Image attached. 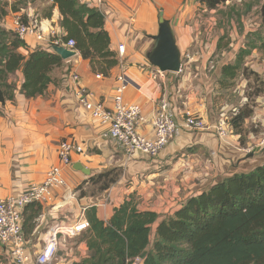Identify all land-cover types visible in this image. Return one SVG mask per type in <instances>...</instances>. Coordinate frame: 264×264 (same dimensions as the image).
Instances as JSON below:
<instances>
[{
	"label": "crops",
	"instance_id": "obj_1",
	"mask_svg": "<svg viewBox=\"0 0 264 264\" xmlns=\"http://www.w3.org/2000/svg\"><path fill=\"white\" fill-rule=\"evenodd\" d=\"M1 1L7 11L4 29L13 31L17 15L40 24L44 40L39 42L29 36L25 40L28 48L19 50L22 55L28 57L36 50L53 52L50 48L53 29L60 37L67 36L61 26L62 15L52 0ZM91 1L90 5L80 3L104 15L110 36L109 51L114 56L94 64L80 52L72 59H62L63 65L51 73L53 82L46 94L36 98L23 94L25 78L19 70L7 79L14 85V100L0 103V199L43 184L48 172L59 164L61 142L73 141L83 148V153L73 154L72 167L65 171L66 188L58 190L51 202L30 205L25 210L24 231L31 254L26 264H38L36 255L44 247L47 230L54 222L87 219V213L95 208L97 218L108 224L116 209L131 197L142 212L173 216L188 199L218 181L253 170L264 162V148L259 146L264 134V92L255 98L253 105L246 97L236 104L227 100L226 94L231 89L222 83V69L235 64L247 37L260 25L254 27L242 20V28L235 18L228 23L220 19L219 12L223 7L242 4L250 13L252 8L247 0H233L218 9H209L201 0H187L186 4L183 0H104L101 6ZM161 14L171 23L182 59L190 52L194 61L182 73L167 72L162 79L154 80L150 73L158 68L148 56L155 45L154 37L159 34ZM249 40L254 42L251 37ZM226 41L228 45L223 46ZM122 42L127 45L123 61L118 54ZM255 44L258 46L261 41ZM113 59L118 64L108 66ZM244 66L264 81V50L254 48ZM69 70L80 76V85L91 95L89 99L108 109L114 104L117 78L125 72L129 83L124 99L141 106L144 122L140 133L148 138L153 137L159 100L167 96L171 115L179 126L174 139L156 158L127 154L108 136V127L99 125L80 106L75 93L77 84L66 77ZM246 107L253 113L243 124V136L232 129L227 139L221 140L214 129L221 117L240 113ZM188 114L202 118L208 129L196 132L185 128ZM194 147L197 151L190 152ZM80 165L90 175L75 168ZM83 237L72 241L71 260L60 253L53 264H75L88 257ZM0 264H11L1 245Z\"/></svg>",
	"mask_w": 264,
	"mask_h": 264
},
{
	"label": "trees",
	"instance_id": "obj_2",
	"mask_svg": "<svg viewBox=\"0 0 264 264\" xmlns=\"http://www.w3.org/2000/svg\"><path fill=\"white\" fill-rule=\"evenodd\" d=\"M52 1L62 15L61 26L67 32L65 43L74 40V49L93 64L114 56L109 51L104 15L98 9L78 0ZM229 1L232 0H201L209 9H218ZM5 5L0 0V22L7 16ZM24 22L27 23L25 19ZM261 30L264 4L260 30L249 34L254 42L250 43L248 36L235 64L222 69L224 85L237 79L254 48L264 50ZM256 41L261 44L256 46ZM22 48H28L27 44L16 32L0 27V103L14 100V85L7 82L10 74L22 70V92L27 98H36L46 94L53 82L51 73L63 65L55 52L36 50L26 57L19 53ZM117 64L115 59L108 61V66ZM252 113L246 107L233 117L231 125L236 134L243 136V124ZM87 220L90 228L83 238L89 255L75 264H128L137 257H143L144 264H264V162L253 170L218 181L188 199L173 216L142 212L131 197L116 209L108 224L97 218L95 208L87 213Z\"/></svg>",
	"mask_w": 264,
	"mask_h": 264
},
{
	"label": "built area",
	"instance_id": "obj_3",
	"mask_svg": "<svg viewBox=\"0 0 264 264\" xmlns=\"http://www.w3.org/2000/svg\"><path fill=\"white\" fill-rule=\"evenodd\" d=\"M78 1L88 5L92 2L91 0ZM183 1L186 4L187 0ZM94 2L97 6H101L104 0H94ZM3 21L0 22L2 28L5 26ZM13 31L24 41L29 36L34 37L39 42L44 40L40 24L32 21L25 23L22 15H17L14 18ZM50 35L51 47L64 46L67 49L75 50L76 43L74 40L65 43L63 37H60L54 29L50 31ZM118 54L123 61L127 56L126 43L119 44ZM193 61L192 54L187 52L184 55L182 69L179 73L190 67ZM211 64V68L214 69V63ZM124 69L123 67V71H125ZM166 73L158 68L153 70L150 75L152 79L160 80ZM66 75L77 84L75 93L80 106L88 111L99 125L108 127V136L119 143L127 154L141 153L156 158L174 139L179 126L171 115V102L167 96H163L159 100L153 122V137L148 138L140 133V127L144 122L141 106L127 103L124 99V92L129 83L125 72H122L117 78L116 95L111 109L106 108L101 103L95 104L89 99L91 95L85 87L80 85L81 79L78 74L69 70ZM101 77L98 75V78ZM237 114L223 115L214 127L215 133L221 140H226L229 136L233 129L231 120ZM184 127L196 132L208 129L202 118L191 114L186 116ZM259 146L264 148V134L259 140ZM74 153H83V148L73 141L61 142L58 149L59 164L48 172L43 184L32 185L19 195L0 199V245L3 247V254L7 256L11 264H26L31 259L30 244L24 231L25 210L31 204L51 202L58 190L66 188L65 171L72 167ZM89 228L90 223L86 218H79L72 222L65 220L54 222L47 230L44 247L36 255L37 263L53 264L60 253L64 258L67 257L71 260L74 257L72 241L82 237ZM128 264H144V258L137 257L129 260Z\"/></svg>",
	"mask_w": 264,
	"mask_h": 264
},
{
	"label": "rangeland",
	"instance_id": "obj_4",
	"mask_svg": "<svg viewBox=\"0 0 264 264\" xmlns=\"http://www.w3.org/2000/svg\"><path fill=\"white\" fill-rule=\"evenodd\" d=\"M263 4H264V0H247V5L249 8L250 6L252 9L255 7L253 10L251 9L250 13H248L247 10L241 6L242 4L241 5L233 4L236 5L235 8H233L232 6L223 7L219 12L220 19L225 20L227 23L231 18H235L238 21L246 20L249 21L250 24H253L254 27H258V24L260 25L261 23V7ZM246 21H243L244 24ZM243 26H244L243 23H241L240 27L243 28ZM258 30L260 29H256V32ZM261 33L263 35L264 30H261ZM224 44L228 45L227 41L223 42V46ZM243 68L246 72L244 70H241L242 74H240L239 77H237L236 82L235 81L231 82V84L228 85L227 88H230L231 90H229V92H227L226 94L229 96V99H227L226 96L225 99H227L232 103L237 104L238 102L241 101L242 98L246 97L248 98V101L253 105L255 104V98L258 97L261 94V92L264 90V81L262 78H257L255 75L251 74L252 71L251 68H245V66Z\"/></svg>",
	"mask_w": 264,
	"mask_h": 264
},
{
	"label": "water",
	"instance_id": "obj_5",
	"mask_svg": "<svg viewBox=\"0 0 264 264\" xmlns=\"http://www.w3.org/2000/svg\"><path fill=\"white\" fill-rule=\"evenodd\" d=\"M154 41L155 45L148 56L151 64L163 72L179 73L182 69V55L177 48L171 23L164 19L163 14L160 15V31L154 37ZM51 49L64 61L78 55V51L67 49L64 46H52ZM75 168L90 175V171L81 165Z\"/></svg>",
	"mask_w": 264,
	"mask_h": 264
},
{
	"label": "clouds",
	"instance_id": "obj_6",
	"mask_svg": "<svg viewBox=\"0 0 264 264\" xmlns=\"http://www.w3.org/2000/svg\"><path fill=\"white\" fill-rule=\"evenodd\" d=\"M182 61H183V59H182Z\"/></svg>",
	"mask_w": 264,
	"mask_h": 264
}]
</instances>
